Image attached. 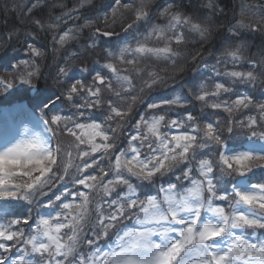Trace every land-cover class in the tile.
<instances>
[{
	"label": "snow or ice",
	"instance_id": "1",
	"mask_svg": "<svg viewBox=\"0 0 264 264\" xmlns=\"http://www.w3.org/2000/svg\"><path fill=\"white\" fill-rule=\"evenodd\" d=\"M113 2L102 17H81L90 0H78L63 15H53L52 5L47 19L32 20L52 33L53 51L85 30L87 48L95 50L100 38L117 35L110 29L118 11L132 17L122 25L131 39L103 49L99 67L80 69L90 82L83 75L72 78L66 66L58 68L63 96L74 111L54 114L50 123L63 125L67 146L49 149L37 135L0 151V200L30 206L26 214L0 222V264H264V177L251 181L254 172H264V150H233L224 136L239 126L253 129L255 137L254 129L264 126V100L238 91L264 83V57L247 61L252 70H238L247 47L242 36L264 33V0L242 3L224 26L215 63L203 65L207 77L190 85L187 95L148 103L135 122L145 89L163 79L149 71L137 89L141 61L155 57L177 66L189 36L206 40L214 30L212 17L222 9L216 0L192 11L170 0L155 12L152 0ZM44 7V0H32L26 10ZM73 16L83 23L66 27ZM26 47L31 59L16 68L33 71H20L13 81L18 75L30 83L39 71L35 59L43 51L32 43ZM6 79L0 84L7 91L14 84ZM194 104L201 106L199 114L191 110ZM205 109L227 114L224 123L206 116ZM57 186L59 193L42 203Z\"/></svg>",
	"mask_w": 264,
	"mask_h": 264
},
{
	"label": "trees",
	"instance_id": "2",
	"mask_svg": "<svg viewBox=\"0 0 264 264\" xmlns=\"http://www.w3.org/2000/svg\"><path fill=\"white\" fill-rule=\"evenodd\" d=\"M31 2L32 0H0V81L7 78L8 82L14 84L7 91L5 87L0 86V108L16 105L17 103H25L29 110L35 112L44 121L49 122L46 125L48 131H50L51 142L54 148L57 146H67L70 143V138L61 132L63 125L57 127L50 123L52 115L69 114L71 111H74L72 105L63 96V78L58 77V68L66 66L71 69L72 78L83 75L90 82V77L87 74H82L80 69L85 66L99 67L105 61L103 49L112 48L124 39L130 40L131 34L125 36L122 32V25L130 22L132 17L127 13L123 14L122 17V14L118 11L116 13L117 22L110 29L117 33V35L111 38H100L98 47L95 50L87 48L86 42L88 41L90 31L85 30L76 41L66 45L64 48L56 46L58 50L53 51L52 33L39 30L32 23V20L37 17L47 19L52 5H57L52 12L53 15H63L65 12L74 9L78 4V0H44L48 7L28 14L26 9L30 6ZM166 2H170V0H152L154 5L153 12L162 7ZM177 2H182L188 11H192L200 4L206 2V0H177ZM245 2H250V0H216L222 12H218L210 21L214 29L212 34L206 40H201L196 35H190L187 44L180 49L181 56L176 60L177 66L174 67L170 61L155 57L141 61L140 67L144 71L135 80L137 89L142 86L141 81L147 79L149 71L158 72L163 79L159 85L151 89H145L143 95L147 99L143 104L136 107L132 116V122H135L139 118V114L145 111L148 103L172 98L174 95H187L190 85L194 82L202 81L204 77L210 74L209 70L205 69L203 65L206 63L211 66L215 63V58L219 55L218 49L225 36L224 26L233 20L234 16L239 13L241 4ZM58 5H63V7H58ZM113 7V0H90L89 6L82 10L81 17L89 15L102 17L106 13L110 14ZM74 16L73 19L67 21L66 27L83 23V18L76 21ZM159 22L162 23V21ZM98 23L103 24L104 21L101 19ZM242 39L247 41V47L243 52L245 59L238 65V70H252L249 68L247 61L254 60L258 63L264 57V33H245ZM27 43H32L44 53L43 56L35 59V64L39 71L31 79L30 83L20 82L18 75L17 79L13 81L12 77L14 74L20 71H33L31 67L26 70H18L16 68V65L21 60L31 59L26 47ZM197 54L199 55L197 56ZM193 57L197 58L193 59ZM65 61H67V64ZM81 61L84 63L82 64ZM178 67H182V71L178 70ZM245 90L254 95L257 100H264V83H261L260 80L257 81L255 88L248 86L247 89L243 87L238 89V91ZM200 108L199 104H194L191 110L194 114H199ZM176 111L181 110L177 109ZM204 112L206 116L212 119L219 118L222 124L227 115L223 112L214 114L210 109H205ZM95 115L97 118H100V111L96 110ZM234 115L236 119L243 118L240 113H235ZM252 131L253 129L236 126L232 133L225 131L224 136L231 149L245 150L246 141L262 139L264 126L254 129L256 132L255 137H252ZM262 177H264V172L257 170L252 174L251 181L260 182ZM68 186L72 187L71 184ZM59 191L60 187L57 186L48 197L43 198L42 203H46L48 199L53 198ZM28 207L30 206L23 200H0L1 222H7L15 215L26 214ZM45 211L50 212L52 209H45ZM32 215H36L34 208Z\"/></svg>",
	"mask_w": 264,
	"mask_h": 264
},
{
	"label": "rangeland",
	"instance_id": "3",
	"mask_svg": "<svg viewBox=\"0 0 264 264\" xmlns=\"http://www.w3.org/2000/svg\"><path fill=\"white\" fill-rule=\"evenodd\" d=\"M6 82L8 81L6 80ZM0 86L3 85L0 84ZM47 129L45 121L35 112L29 110L25 103L1 107L0 151L5 150L17 141L33 139L37 135L46 147L49 149L54 148L50 131ZM245 144L246 149L264 150V139L248 140Z\"/></svg>",
	"mask_w": 264,
	"mask_h": 264
}]
</instances>
